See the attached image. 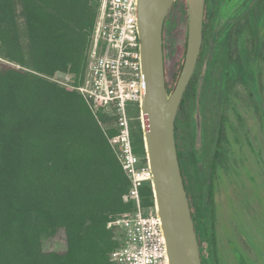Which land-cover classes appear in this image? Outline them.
I'll return each instance as SVG.
<instances>
[{
  "label": "trees",
  "instance_id": "1",
  "mask_svg": "<svg viewBox=\"0 0 264 264\" xmlns=\"http://www.w3.org/2000/svg\"><path fill=\"white\" fill-rule=\"evenodd\" d=\"M100 8L101 0H0V264H115L119 239L108 223L137 209L112 141L118 116L94 109L77 88L86 82ZM65 74L74 87L58 81ZM127 111L137 118L134 152L145 159L139 103ZM196 184V212L189 197L207 264L197 216L203 221L212 196ZM141 198L145 212L155 207L151 182ZM57 236L66 248L46 250L44 239Z\"/></svg>",
  "mask_w": 264,
  "mask_h": 264
},
{
  "label": "rangeland",
  "instance_id": "2",
  "mask_svg": "<svg viewBox=\"0 0 264 264\" xmlns=\"http://www.w3.org/2000/svg\"><path fill=\"white\" fill-rule=\"evenodd\" d=\"M174 4L164 29L169 91L173 89L183 63L188 21L187 0H177ZM177 13L182 15L183 22L179 28L175 24ZM218 25L221 28L222 22ZM258 25L261 26L258 56L248 55L246 65L240 61L238 66L237 61H233L237 67L234 78L227 74V64L220 56L227 54L226 45L225 49L217 50L220 54L213 51L217 59L211 61L212 32L206 28L192 86L178 112L179 150L195 212L199 194L197 178L212 196L203 221L197 216L207 264H264V0L258 4ZM247 37H253L249 27ZM61 76L63 79L58 80L61 84L74 87L70 75ZM88 76L89 69L86 83ZM89 102L94 109L100 107ZM198 109L203 140L205 138L201 144L196 140ZM136 119L130 117V129L131 121ZM216 143L219 151L214 159ZM194 151L202 156H199V162L193 161ZM113 228L116 238L120 239L121 230ZM43 244L46 250L66 248L61 236L45 238Z\"/></svg>",
  "mask_w": 264,
  "mask_h": 264
},
{
  "label": "water",
  "instance_id": "3",
  "mask_svg": "<svg viewBox=\"0 0 264 264\" xmlns=\"http://www.w3.org/2000/svg\"><path fill=\"white\" fill-rule=\"evenodd\" d=\"M176 1L137 0L142 66L140 115L168 263L204 264L179 156L176 123L202 50L206 0H187L184 59L176 83L169 91L165 70L164 29L167 16ZM197 119V142L201 144L203 134L200 109L197 111Z\"/></svg>",
  "mask_w": 264,
  "mask_h": 264
},
{
  "label": "built area",
  "instance_id": "4",
  "mask_svg": "<svg viewBox=\"0 0 264 264\" xmlns=\"http://www.w3.org/2000/svg\"><path fill=\"white\" fill-rule=\"evenodd\" d=\"M141 52L137 24V0H101L90 50L87 83L79 86L95 106L118 116L113 143L131 180L127 199L137 209L108 223L119 227V246L111 253L115 264H169L166 241L157 207L145 212L141 186L153 182L147 155L136 154L132 145L128 102L141 100Z\"/></svg>",
  "mask_w": 264,
  "mask_h": 264
},
{
  "label": "flooded vegetation",
  "instance_id": "5",
  "mask_svg": "<svg viewBox=\"0 0 264 264\" xmlns=\"http://www.w3.org/2000/svg\"><path fill=\"white\" fill-rule=\"evenodd\" d=\"M259 1L260 0H206L204 35L207 29L211 30V61L213 62V60L217 59L214 56L215 52L218 53L217 50L226 45L227 54H218H220V56L223 58L222 60H224L227 64V74L229 76L231 75L233 78L237 75V67L232 63L233 61H237L238 66H240V61H244V64L246 65V59H248V55L255 57L258 56V35L259 29L261 27V24L258 25ZM220 21L222 22L221 28L218 25ZM248 27L252 32L253 37H247ZM214 50L215 52L213 53ZM201 54L202 50L200 53V57ZM239 70L241 71V68H239ZM196 121H198L197 117ZM219 132L220 128L218 130V133ZM197 139L198 138L196 136V140ZM203 141L205 142V138ZM177 145L179 147L178 135ZM215 146L214 159L215 157H217L219 151V146L217 145V143L215 144ZM196 154L198 159L199 156L202 157L201 155H198V153Z\"/></svg>",
  "mask_w": 264,
  "mask_h": 264
}]
</instances>
